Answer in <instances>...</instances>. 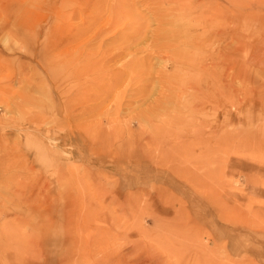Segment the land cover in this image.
I'll use <instances>...</instances> for the list:
<instances>
[{"label":"rangeland","instance_id":"1","mask_svg":"<svg viewBox=\"0 0 264 264\" xmlns=\"http://www.w3.org/2000/svg\"><path fill=\"white\" fill-rule=\"evenodd\" d=\"M0 158V264H264V0H0Z\"/></svg>","mask_w":264,"mask_h":264},{"label":"bare ground","instance_id":"2","mask_svg":"<svg viewBox=\"0 0 264 264\" xmlns=\"http://www.w3.org/2000/svg\"><path fill=\"white\" fill-rule=\"evenodd\" d=\"M217 34V33H216ZM234 34H236V33H234ZM222 34H217V37H219V36H221ZM237 35V34H236ZM236 38H238V40H239V37L238 36H235ZM235 43L237 44V41L235 40ZM186 45V44H185ZM220 47H222V46H220ZM240 46L239 45H237V48H239ZM237 48L235 47V48H233V50L232 51H237ZM214 51V50H213ZM212 51V52H213ZM222 51V50H221ZM211 54V53H210ZM210 54H209V56H210ZM211 56H213V55H211ZM223 57H224V55H223ZM209 61V60H208ZM206 65V64H205ZM232 70H233V72H234V76H238V77H241V72H246L244 69H241V67L239 66V64L238 63H233V67H232ZM244 75V74H243ZM233 76V75H232ZM211 86H212V84H211ZM81 89V88H80ZM85 89V88H84ZM85 91H86V89H85ZM90 96V95H89ZM214 96V95H213ZM206 97V96H205ZM92 99V98H91ZM214 99V98H213ZM263 103V102H262ZM261 103V104H262ZM223 105V104H222ZM141 120V119H140ZM142 121V120H141ZM140 121V122H141ZM141 124V123H140ZM128 125V124H127ZM129 126V125H128ZM127 126V127H128ZM129 130V129H128ZM192 132H193V130H192ZM145 133V132H144ZM194 134V133H193ZM130 137H133V136H131L130 135ZM136 138V137H135ZM189 157V160L191 161V162H195L197 159H195L194 160V158H195V156H188ZM1 159V158H0ZM175 159H173V161H174ZM172 165H174V164H172ZM46 192V191H45ZM47 194V193H46ZM44 196H46V195H44ZM6 242V241H5Z\"/></svg>","mask_w":264,"mask_h":264}]
</instances>
